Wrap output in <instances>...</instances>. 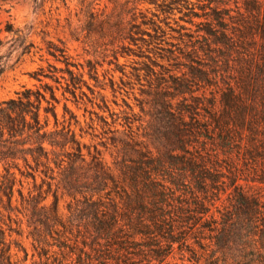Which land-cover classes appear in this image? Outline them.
Listing matches in <instances>:
<instances>
[{"label": "trees", "instance_id": "16d2710c", "mask_svg": "<svg viewBox=\"0 0 264 264\" xmlns=\"http://www.w3.org/2000/svg\"><path fill=\"white\" fill-rule=\"evenodd\" d=\"M136 4L151 15L132 8L121 56L142 60L123 74L145 81L143 99L104 121L106 142L60 127L57 92L94 89L52 42L64 67H40L39 87L0 102V264H264V0Z\"/></svg>", "mask_w": 264, "mask_h": 264}, {"label": "rangeland", "instance_id": "374dc122", "mask_svg": "<svg viewBox=\"0 0 264 264\" xmlns=\"http://www.w3.org/2000/svg\"><path fill=\"white\" fill-rule=\"evenodd\" d=\"M136 5V0L0 1V41L2 42L0 56H3L4 63V72L0 78V102L17 97V93L26 88L39 87L40 83L33 77V74L40 67L46 68L49 64L64 67V64L56 62L48 53L49 42H52L65 47L74 62L84 65L85 79L94 89L92 92L84 87L85 94L76 99L67 95L69 100L62 96V90L57 92L61 100L57 107L60 127L71 122L78 134L81 133V129L88 133L84 140L86 143L96 144L100 140L106 142V139L114 134L112 131L116 130V127L105 126L104 121L108 120L112 123L114 117L118 120L117 123H121V119L119 120L116 114L121 116L119 112L125 108V101L133 105L140 103L143 99L141 91L144 89L145 81L138 82L130 79L128 73L123 74V71L140 67L142 60L134 56L131 58L121 56L122 41L120 38L122 33L131 26L135 13L132 8H140L145 14L151 15L145 10L149 5ZM177 16L174 18L177 19ZM92 18L95 23L91 27ZM175 19L169 20V24L177 29ZM180 22L185 24L183 21ZM8 23L13 27L12 32L6 31ZM187 28L193 29L194 27L187 25ZM167 43L162 42L161 45L166 47ZM172 45L175 46L171 49L176 52L185 49V44L180 42L175 41ZM117 52L120 55L119 60L115 57ZM89 61L97 66L99 84L89 76ZM179 63L182 62H173L171 69L176 70ZM204 63L207 62L204 60ZM47 81L54 85L50 80ZM113 83L116 84L114 90L112 89ZM96 85H101L105 90ZM101 97L108 103L102 104ZM65 103L78 116L80 124L70 119L69 113L65 114ZM97 103L109 112H101L99 109L101 106ZM138 110L139 108L136 107L135 111L138 112ZM98 112L102 115V127L95 122V120L98 121ZM50 120L52 128L54 127L52 116ZM93 134L98 135V138H95ZM112 148L110 142V150L106 152L108 162L114 159L110 152ZM29 186L26 182L25 188ZM65 205V201H62L63 211ZM25 245L30 249L29 241L26 240ZM22 256L23 253L18 254L19 258Z\"/></svg>", "mask_w": 264, "mask_h": 264}]
</instances>
